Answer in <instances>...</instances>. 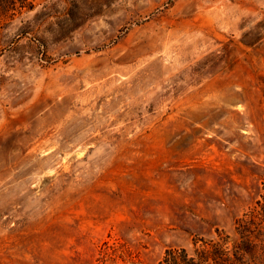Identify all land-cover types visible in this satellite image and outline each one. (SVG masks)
Instances as JSON below:
<instances>
[{"label": "rangeland", "instance_id": "1", "mask_svg": "<svg viewBox=\"0 0 264 264\" xmlns=\"http://www.w3.org/2000/svg\"><path fill=\"white\" fill-rule=\"evenodd\" d=\"M262 194L264 0H0V264H162Z\"/></svg>", "mask_w": 264, "mask_h": 264}, {"label": "trees", "instance_id": "2", "mask_svg": "<svg viewBox=\"0 0 264 264\" xmlns=\"http://www.w3.org/2000/svg\"><path fill=\"white\" fill-rule=\"evenodd\" d=\"M233 238L224 230H217L218 238H198L193 254L183 247H168L161 259L162 264H242L244 254L264 252V194L261 200L235 220ZM201 240V243H199ZM261 260L255 263H260ZM261 264H264L261 263Z\"/></svg>", "mask_w": 264, "mask_h": 264}]
</instances>
